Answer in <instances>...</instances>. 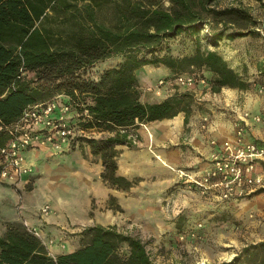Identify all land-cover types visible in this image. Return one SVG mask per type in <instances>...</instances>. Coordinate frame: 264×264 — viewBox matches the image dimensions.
<instances>
[{
  "label": "trees",
  "instance_id": "trees-1",
  "mask_svg": "<svg viewBox=\"0 0 264 264\" xmlns=\"http://www.w3.org/2000/svg\"><path fill=\"white\" fill-rule=\"evenodd\" d=\"M168 1L166 5L163 0H0V147L9 138L6 126L28 104L58 97L80 112L88 108L90 116L80 120L85 129L112 131L107 136H85L83 141L102 154L103 180L127 189L136 180L118 172L115 144H132L130 127L141 122L181 111L187 122L194 101L188 90L157 101L142 100L138 69L145 64L186 72L204 67L212 75L213 91L224 86L248 88L250 83L217 48H202L200 41L204 30L215 46L225 37L259 33L249 28L255 22L251 13L243 6L212 5L214 0ZM182 33L192 37L191 54L170 50L169 39ZM110 57L120 61L94 70L97 62ZM261 191L264 187L256 193ZM252 247L264 248V240ZM237 259L220 264H237ZM0 264L156 263L146 240L116 224L88 225L80 232L78 247L53 254L34 230L13 219L0 231Z\"/></svg>",
  "mask_w": 264,
  "mask_h": 264
},
{
  "label": "rangeland",
  "instance_id": "rangeland-1",
  "mask_svg": "<svg viewBox=\"0 0 264 264\" xmlns=\"http://www.w3.org/2000/svg\"><path fill=\"white\" fill-rule=\"evenodd\" d=\"M163 1L166 5L169 4L168 0ZM213 4L221 7L243 6L255 20L249 24V28H253L259 33H249L243 35L242 38H238L240 36L229 38L234 39L232 41H228V38L225 37L215 46L206 39L204 30L201 32L200 43L202 48L209 46L217 48L219 51L223 45H226L233 50L234 58L246 62L248 64L247 73L242 77L250 83L248 88L252 89L259 104L264 105V0H214ZM191 38L190 35L182 33L169 39L171 52L176 55L193 53L195 44ZM164 51L165 49L160 53L162 54ZM119 61L120 57L107 58L97 62L94 65V70H104ZM187 71H191L190 73L195 76L196 80L195 85L190 88L181 86L174 81L177 74L186 73V71H172L163 64H146L141 72L144 77L141 91L145 89L154 92L156 98L162 99L176 91L188 90L193 94V105L197 108V113H205L209 103L215 102L217 111L235 114L229 108L231 104H226L224 99L227 96L231 99L236 97L238 87L224 86L228 92L219 94L215 99L213 95H209V92L213 90L211 87L212 75L208 70L204 67L194 66ZM160 78L167 81L159 86ZM202 78L205 79V82H202ZM200 89L203 90L202 93H198ZM142 127L146 131L149 129L145 125ZM137 128L130 127V132L136 135L138 142L115 144L117 164L118 159L125 156L131 162V166L136 168L137 174L131 178L136 180V183L127 189L116 187L103 180L101 171L100 178L109 188V191L104 193L102 200V196L96 195L97 193L94 195L91 193L86 198L88 188L84 179H90V176H93L92 168L96 166L97 162L101 161L103 164L102 154L94 152L87 142L80 141L77 146L71 147V150H67L69 148L67 147L64 150H50V153L47 154V151L42 150L32 156L33 171L29 181L19 183V185L11 184L20 195L25 196L28 192L30 198H41L42 200L55 196L89 198L90 206L83 220L84 223L75 227L76 230L78 228V231L71 232L75 228L70 229L65 225H58L59 231L66 233L62 238H52L47 224H43L45 221H41L44 220L41 211L42 205L35 211V216L40 219L37 231L47 246L50 247L60 239L66 249L75 247L76 243L78 247L81 230L88 225L102 222L103 224H116L121 230L139 234L148 242V248L156 264H220L236 256H238L237 264H264V248L252 247V244L264 240V191L255 192L232 202L219 200L213 196H208L210 197L208 198L199 191L190 189L177 176L176 171L171 167L174 165V158L162 154L172 164L163 165V162L155 154V152L162 153L161 150L154 152L143 141ZM111 133L112 131L94 127L84 129L79 135L107 136ZM68 153L70 156L67 155ZM170 153L172 155L174 152ZM83 159H86L87 165ZM95 170L97 171V169ZM189 189L192 191L190 192ZM79 190L80 193H78ZM122 193L129 194L128 198L133 201L123 202ZM46 202L44 201L42 204L44 205ZM81 208L80 206L79 211ZM51 210V213L58 214L56 210L53 212V207ZM17 211L19 216L17 220L36 229L26 223L21 213L20 203L17 205ZM7 221L9 220H5L4 223L6 224ZM69 226L74 227L71 222ZM66 239H69V242H66Z\"/></svg>",
  "mask_w": 264,
  "mask_h": 264
},
{
  "label": "crops",
  "instance_id": "crops-1",
  "mask_svg": "<svg viewBox=\"0 0 264 264\" xmlns=\"http://www.w3.org/2000/svg\"><path fill=\"white\" fill-rule=\"evenodd\" d=\"M242 37L244 36H240L238 38ZM230 40L232 41L234 39L228 38V41ZM220 51L227 59L229 64L234 67L239 72V74L246 75L248 64L246 62H241L238 59L234 58L233 50H231L230 47L223 45ZM144 66H146V64ZM144 66L137 70V75L139 77L140 82V89L143 87L142 81H144V77L141 75V72L142 69H144ZM202 92L203 90L201 89L198 91V93ZM224 92L226 93L228 91H226L224 87H222L220 91H210L209 95H213V97L216 99L219 94H223ZM236 95L237 96L232 97V99L228 98V96L224 99L226 104H231L229 108L235 114H231L227 111H217L215 102H210L208 105V110L205 111V113L203 114H199L197 113V108H195V106L192 104V113L187 122H185V113L181 111L170 118H162L146 122V126L149 128H146L148 131H146L144 127H142L144 126V124H141L140 126H138L137 131L141 135V138H143V141L148 144L154 152L155 150H161L162 153L155 152V154L163 162V165L171 164L170 160L167 159V157H172L175 159L174 165L171 164L172 166L193 167L197 170H203L210 164L209 159L210 152L212 150V145L210 144L209 140L211 138H215L217 139L218 143H220L224 139L234 138L235 129L233 125V117L240 116L244 110H248L251 116L254 114H260L261 119L259 121H254L252 118H250V121L245 126L243 139L253 141L264 140V105L259 104L252 89L237 88ZM141 99L144 101L161 100L156 98L154 92L152 93L145 89L141 91ZM205 114L209 116L207 129H203L200 127L201 118ZM121 147L123 146L121 145ZM64 149H67V146L64 144H51L43 148L28 150L26 154L28 161L33 165L32 156H34L38 151L45 150L47 151V154L50 153V150L58 151ZM67 150H71V148H68ZM170 152L174 153L170 155ZM162 154L166 155L167 157H164ZM67 155L70 156V153H68ZM83 161L85 163L86 159H83ZM85 164L87 165V162ZM103 168L104 166L102 162H97L96 166L92 168L93 176H90V179H84L88 188L86 198L89 197L91 193H93V195L97 193L96 195L102 196V200V198H104V195L109 191V188H107V186L100 178V172L103 170ZM95 169H97V171ZM135 170L136 168L134 169L131 166V162L128 161L125 156L120 157L118 159V172L120 174H123L131 179L137 174ZM32 171L33 170L24 174V182H22V179L19 183L22 184L29 181L32 176ZM257 171L264 174V166L259 165ZM81 181H83V179H81ZM19 183L17 185H19ZM95 186L96 189L98 188L97 191H95ZM189 191L191 192L192 190L189 189ZM78 193H80V190ZM26 194L28 195V192ZM116 194L118 195V192ZM27 195H20V193L13 186H11L10 182L5 180L0 181V231L3 230L5 227V220L19 218L17 211V205L19 203L21 213L24 216L26 223L30 226H34L37 229V226H39L40 224V219H37L38 217L35 216V211H37V209L41 205L43 206L42 203L44 201H47L46 203L50 204L51 209L53 207V212L56 210L58 211V214L51 213V210L49 213L43 214L44 220L41 221H45V223L43 222V224H47L46 226L48 230L51 231V234H49L52 236V238H62L66 233H62V231H59L60 229L58 225L62 224L70 229H74L75 227L80 226L84 223L83 220L87 215L90 206L89 198L86 199L84 196H82L84 198H61L60 196H55L51 199L42 200L41 198H30V196ZM128 196L129 194L127 195V193H122V198H124L123 202L133 201L131 200V198H128ZM80 206L82 208L79 211ZM95 214L98 215L97 213ZM65 220L67 223L65 222ZM70 222L72 225H74V227L69 226ZM73 231H78V228L77 230L76 228L75 230H71V232ZM62 240L64 241L65 239ZM66 242H69V239H66ZM76 247L77 243L75 247L66 249L63 247L59 239V241L54 242L49 247V250L53 254H58L66 251H71Z\"/></svg>",
  "mask_w": 264,
  "mask_h": 264
},
{
  "label": "built area",
  "instance_id": "built-area-1",
  "mask_svg": "<svg viewBox=\"0 0 264 264\" xmlns=\"http://www.w3.org/2000/svg\"><path fill=\"white\" fill-rule=\"evenodd\" d=\"M95 77L98 78V75ZM166 81L160 78L158 85ZM174 81L186 88L196 83L195 76L190 72L177 74ZM202 82H205L204 78ZM85 116H90L88 108L80 112L73 108L72 102H61L58 97L28 104L21 115L6 126L9 138L0 147V180L11 184L21 182L24 174L30 172L33 167L27 159L28 150L51 144H64L69 148L77 146L85 137L79 135L85 129L80 122ZM250 118L259 121L261 116H251L248 110H244L234 119V138L224 139L220 143L215 138L209 140L212 150L208 167L197 170L193 167L171 166L177 176L190 189L223 201L245 198L264 187V174L257 171L259 165L264 166V140L243 139L245 126ZM208 121L209 116L203 115L200 127L207 129ZM141 124L146 126V122ZM128 138L133 143L138 142L134 133L130 132ZM41 211L43 214L49 213L50 204H44ZM32 230L39 235L37 229Z\"/></svg>",
  "mask_w": 264,
  "mask_h": 264
}]
</instances>
